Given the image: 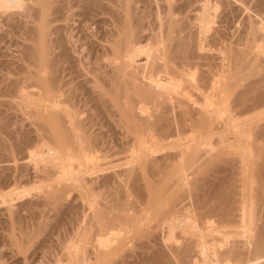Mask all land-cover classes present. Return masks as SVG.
<instances>
[{
    "label": "bare ground",
    "instance_id": "1",
    "mask_svg": "<svg viewBox=\"0 0 264 264\" xmlns=\"http://www.w3.org/2000/svg\"><path fill=\"white\" fill-rule=\"evenodd\" d=\"M110 1L84 43L100 0H0V264H94L117 231L146 264H264V0ZM16 103L45 149L9 133ZM74 191L68 238L44 208Z\"/></svg>",
    "mask_w": 264,
    "mask_h": 264
},
{
    "label": "rangeland",
    "instance_id": "2",
    "mask_svg": "<svg viewBox=\"0 0 264 264\" xmlns=\"http://www.w3.org/2000/svg\"><path fill=\"white\" fill-rule=\"evenodd\" d=\"M105 1L108 2L107 0H105ZM138 1H139L140 4L138 3ZM148 1H149V2H148ZM153 1H154V2H153ZM101 2H102V3H101ZM103 2H104V0H103V1L100 0V3H101L100 6H101V5L103 6L102 9H105V11L109 10V12H110L111 9H112V7H111L110 5H111V3H114V2H112V1H110V0H109V3H105V2L103 3ZM110 2H111V3H110ZM155 2H156L155 0H136V1H135V3H136L135 5H136V7H137L138 9L140 8L141 11H144V13L147 15V17H148V16L150 17V18L148 17V19H151V18L153 17V15H154L155 11H156V9H154V8H156L157 5H156V4H153V3H155ZM103 4H104V5L107 4L106 6L111 7V8L108 9V7H107V8H106V6L104 7ZM108 4H109V5H108ZM138 5H139V6H138ZM100 6H98V7H100ZM144 6H146V7H144ZM151 6H153V8H152ZM98 7H97L96 9H94V10L86 9V12H87L88 10H89L88 12H90L89 14H86V13H85L86 16H85V14L83 13V12L85 11L83 8L80 7V8H81L80 10H79L78 7L76 8V9L79 10V11H78V10H75L76 12L78 11L79 13H80V12L83 13L82 16H81L80 14L78 15V13H77L76 15L81 16L82 18H83V16L87 17V19L84 17V18L86 19V20L84 19V20H85V22H84L83 19H82L81 17H78V16H76V15L74 16L73 21H74L75 19H77V18H80V19H81V21H82V23L80 22V25H81V26L78 25V26H80V28L76 25V26H77V29L74 30V27H76V26L73 25V26H74V27H73V26H72V20L70 21V25L73 27V28L71 29V27L69 26V27H70V30L74 31V34H75L77 37H79L80 35H83V36H84L85 33H86L85 35H87V32H88L89 35L86 36V39H85V36H84V38H83V36H81V37L83 38V41H82V40H81V41L84 42V43H85V41L88 42V39H89V41H90V40L92 41L93 39L95 40V38H97V36H99V35L102 33L101 30L104 31V28L107 27V24H106V23H104L103 26H101L102 24H101L100 22H103V21L106 22V20H107V19L109 20L110 17H111V15H110V13H109L108 11H107V12H108V13H107V12H105L104 10H101V9H100L101 7L98 9ZM221 8H223V7H221ZM221 8H220V9H221ZM82 9H83L84 11H82ZM97 9L99 10V12L101 11V13H103V14L101 15V13H100V15H98L99 12H98ZM140 9H139V11H140ZM151 9H152V10H151ZM96 10H97V11H96ZM145 10H146V11H145ZM221 10H222V9H221ZM221 10H220L219 12H221ZM75 11H74V13H76ZM93 11H94V12H93ZM95 11H96V12H95ZM103 11H104L105 13H104ZM88 12H87V13H88ZM97 12H98V13H97ZM153 12H154V13H153ZM95 13H96V15H98V16H96ZM106 13L108 14V17H107V15L105 16ZM152 13H153V15H152ZM151 15H152V16H151ZM76 17H77V18H76ZM102 17H103V18H102ZM106 18H107V19H106ZM80 19H77L78 21L75 20L76 23H75V22H74V23H75V24H77V23L79 24ZM99 19H103V21H102V20L100 21ZM104 19H106V20H104ZM217 20H218V19H217ZM99 21H100V22H99ZM74 23H73V24H74ZM83 23H84L85 25H83ZM217 23H218V24H217ZM217 23H216V27H221V26L223 25V27H221V28H224V29H222V30H223V31H224V30L226 31V32L224 31V34L227 33V35H229L230 38H231V36H233L234 33L236 32V30H234L235 27L232 28V26H231L232 24H230V25L227 26L226 22H224L226 25L223 24V23H221L220 21H218ZM220 23H221V24H220ZM89 24H91V25H89ZM105 24H106V25H105ZM104 25H105L106 27H104ZM84 26H85V27L87 26L88 29H89V27L91 26V27H90V30H87V31H86L87 27L84 28ZM98 26H99V27H98ZM230 26H231V27H230ZM81 27H83V29H85V30H84V32L86 31L85 33L82 32V28H81ZM97 27H98V28H97ZM101 27H102V28H101ZM103 27H104V28H103ZM227 27H228V28H227ZM99 28H100V29H99ZM91 29H92V30H91ZM228 29H229V30H228ZM78 30H80V31H78ZM97 30H98V31H97ZM105 30H106V29H105ZM75 31H78V32H81V33H76ZM97 32H101V33H99V35H97ZM233 32H234V33H233ZM94 33H96V34H94ZM232 33H233V34H232ZM77 34H78L79 36H78ZM91 34L94 35V36H90ZM15 37H16V38H15ZM15 37H14L15 40H17L18 42H19V40L21 41V39H20L19 37H17V36H15ZM81 37H79V38H81ZM92 37H93V38H92ZM14 39H13V41H15ZM18 39H19V40H18ZM84 39H85V41H84ZM81 41H80V42H81ZM84 43H83V44H84ZM81 44H82V43H81ZM13 48H14V47H13ZM14 50H15V49H13V50L10 49L9 52H13ZM34 87H35V86H34ZM34 87H33V88L30 87V88H28L29 90L27 89L26 91H30V90H31L30 92H34L35 94H37V95L35 96L36 98H38V99L41 98V99H42V96L38 95V94L42 93V91H40L41 89L38 90L39 88H38L37 86H36L35 88H34ZM37 91H38V92L40 91V92L38 93ZM6 98H7V100H8V99H9V100L11 99V97H6ZM6 98H5V99H6ZM15 99H16V98H12L10 101H13L14 104H15V101H16ZM9 100H8V101H9ZM16 104H18V103H16ZM11 106H12V105H11ZM13 106H18V108L21 107L19 104H18V105H13ZM13 106H12V107H13ZM4 107H5L6 109H5ZM7 107L9 108V106H3V107H2V108H3V109H2V110H3V111H2V112H3L2 114H3V116L7 117V118L4 117L6 120H7L8 118H10L9 120H7V122L9 123V124H8V125H9V129H11V127H12V129H13L14 126L17 127V128L15 127L16 129L14 128L15 130L13 129V132H15V133H13V134H16V135H14V137L17 136V137H16V140H17V138L20 139V140H22V138H24L26 135L29 134V136H28V140H30V141H29V142L27 141L28 143L31 142L32 144H37V143H33V142H36V141L39 143L41 140L38 141V138H36V136H37L36 133H38V130L40 131V129H37V127L35 128V124H33V122H34L35 120H34V118L32 117V114H31V113H30V117L27 118V114H28V112H29V109H27V110H26V109H23L24 111L22 112V110H21L22 107H21L20 109H18V108H14V107H13V108L10 107L9 109H7ZM4 109H5V111H6L7 113L4 111ZM26 111H27V112H26ZM4 113H5V115H4ZM23 113H26V115L23 114ZM31 117H32V119H31V121L29 122V120H30ZM10 120H11L12 122H11ZM9 121H10L11 123H10ZM10 124H13L14 126H13V125H10ZM33 126H34V128H33ZM30 127H31V128H30ZM12 129L9 130V131H10L9 133H12V132H11ZM20 129H21V130H20ZM30 129H31V130H30ZM32 129H33V130L35 129V130L33 131ZM36 129H37V130H36ZM18 130H19V131H18ZM28 130H29V132H27V133H28V134H27L25 131H28ZM32 132H33V133H32ZM40 132H41V131H40ZM40 132H39V133H40ZM19 133H20V134L22 133L21 135H23L24 137H23V136L21 137V135L19 136ZM23 133H25V135H24ZM39 133H38V134H39ZM13 134H11V135H13ZM35 134H36V135H35ZM9 135H10V134H9ZM30 135H31V136H30ZM33 135H35V137H34ZM26 137H27V136H26ZM26 137H25V138H26ZM32 137H33V139L35 138L36 141H35V139H34V141L31 140ZM38 137H39V136H38ZM13 140H15V139H13ZM16 140H15V141H16ZM17 141H18V140H17ZM22 141H23V140H22ZM20 142H21V141H20ZM24 142H25V140H24ZM27 142H25V143L27 144ZM25 143H23L24 146L26 145ZM20 144L22 145V143H20ZM41 144H42V143L40 142V143H39V146H42V145H43V144H42V145H41ZM37 145H38V144H37ZM37 145H36L35 147H38ZM22 146H23V145H22ZM43 149H45V145L42 146V148L40 147L39 150H37V149L35 148V150H37V151H41V150H43ZM20 162H21V161H20ZM107 190H109V189H107ZM105 191H106V190L103 191L102 196L104 195ZM107 192H108V191H106V193H107ZM109 192H110V193H109L110 195H108V194L106 195V194H105V198L107 197V199L109 198L108 196H111V193H112L113 191H112V192L109 191ZM34 193H36V191H35ZM34 193H33V194H34ZM38 193H39V192H38ZM38 193H37V194H38ZM71 193H72V192H71ZM71 193H69L68 195L66 194L68 197H67L66 195H65L66 197L64 196V199H65V198H67V199H65V200L63 199V200H64V201H67V202H64V201L62 200V198L59 199V201L57 202V207L60 206V208H56V210H55L54 207H56V205H51V207H50V205L48 204V205H49V207H48L49 209H48V208H47V209L44 208V210H45L46 213L49 212V214H48L49 216H48V217H50L51 214L53 215V216H51V217L48 219L49 223L51 222V223H50L51 225H55V224H54V221H55V223H58L57 221L60 219L59 216L61 215L62 217H61V216H60V217H61L62 219H63V217H65L66 220H65V219H64V220L67 222V224H66L65 222H63L64 220H63V221H59V222L61 223V226L64 225L62 228H65V229H66V227L69 226L70 229L72 228V231H74V230H75L74 228H77L76 226H78V221H79V218L81 217V215H80V216H77V215H78L79 212L81 211L79 205H80L82 202H81L80 199H78V196H77V197L75 196V195H77V193H75V191H74L72 194H71ZM113 193H114V192H113ZM113 193H112V195H115V194H113ZM37 194H36V195H37ZM41 194H43V193L40 192V193L37 195V197H38L39 195H40L39 197H41ZM70 194H71V195H70ZM73 194H74V195H73ZM36 195H33V196H35V198H34L32 195L30 196V197L33 198V201L35 200V204L33 205V206H34L33 209L36 208L37 205H38V207H41L43 204L45 205V203H44L45 201H44L42 204H41V202H39L41 205H39V204L36 203V202L40 201V200H39L40 198L37 200ZM72 196H73V197H72ZM74 196L76 197V199H75ZM30 197H29V198L27 197V198L25 199V201H26V200L29 201V199L32 200V198H30ZM103 197H104V196H103ZM42 198L44 199V197H41V199H42ZM77 199H78V200H77ZM111 199H113V197H111ZM36 200H37V201H36ZM60 200H61V201H60ZM41 201H42V200H41ZM15 202H16V203H18V202L21 203V202H23V200H22V201H15ZM15 202H14V203H15ZM60 202H63V205L60 204ZM72 202H73V203H72ZM79 202H80V204H79ZM16 203H15V204H16ZM69 203H70V204H69ZM74 203L76 204V206H74V205H75ZM59 204H60V205H59ZM64 204H65V205H64ZM68 204H69L70 206H69ZM72 204H73V205H72ZM44 205H43V207H45ZM46 205H47V204H46ZM67 205H68V207H71V208H72V209L69 208V209L72 210V211L70 210V211H71L70 213L67 211L68 209L66 210V208H65V207H67ZM81 205H82V204H81ZM3 206H4V205H3ZM3 206H0V211H1L2 209H4V207H5L6 205H5L4 207H3ZM73 206H74L75 209H73ZM77 206H79V207H77ZM38 207H37V209H38V214H39V211H41V208H40V210H39ZM46 207H47V206H46ZM61 207H62V208H61ZM76 207H77V210H76ZM33 209H31V211H32L33 213H35V212L37 213V209H34V210H33ZM52 209H53L52 212L49 211V210H52ZM63 209H64L63 212H65V210H66V212L69 213V214L64 213V214H66L68 217H66V216L62 213V210H63ZM81 209H82V208H81ZM42 210H43V209H42ZM60 210H61V211H60ZM2 211H3V210H2ZM73 211H74V213H72ZM53 212H54V214H53ZM50 213H51V214H50ZM0 214H1V215H0V218H3V217H4L3 212H0ZM80 214H81V213H80ZM54 215H56V216H54ZM63 215H64V216H63ZM71 215H72V216H71ZM75 215H76V216H75ZM73 216H74V217H73ZM53 217H54V218H53ZM71 217H72V218H71ZM78 217H79V218H78ZM51 218H53V219H51ZM57 218H58V219H57ZM74 218H75V219H74ZM54 219H55V220H54ZM62 219H61V220H62ZM51 220H54V221H51ZM56 220H57V221H56ZM80 220H81V219H80ZM69 221H70V222H69ZM74 221H76V222H74ZM60 223H58V224L60 225ZM68 223H69V224H68ZM62 224H63V225H62ZM65 224H66V226H65ZM70 224H71V226H70ZM72 224H73V225H72ZM73 226H75V227L73 228ZM69 227H68V229H69ZM65 229H64V230H65ZM70 229H69V231L67 230V232H63V231H61L60 233H65V234H66V235H65L66 237H67L69 234H71V235L73 236V234H72V232H71ZM49 230H50V229H48L47 231H49ZM61 230H62V229H61ZM68 232H71V233H68ZM118 232H119V231H117L116 234H114V233H113V234H108V235L104 238V241H105V239L107 240L105 243H106V245H107L108 248L111 247L112 245L114 246L113 243L116 244L115 247H112V248H111L112 250H120V251H121L123 248L126 247L125 250H122V251H121L122 253L120 252L121 256L118 255V254H119V253H118V254H115V255H113V254H111V255H100V256L94 258V255H92V253H91V254H89V255L91 256V258H92V256H93V259L95 260V261H94V260L92 259V262H93L94 264H106V262H107V264H111V262H109V259H110V261H112L113 258L116 259L117 256H118L119 258H117V263H115V264H146V261L148 262V260H146L147 258L145 259V257H144V260H142V259H143V256H144V255L142 256V253H145V252H143V251H145V250L143 249V250L141 251V249L139 248V247L141 246V244H140V246L138 245L139 242L142 243L143 239L141 238V241H140V237H139V235L136 236V234H135V235H134V234H132V235L129 234V235L131 236V238H130L129 235H124L123 233H121V231H120V234H121V235L119 234V235H120V236H119V235H118ZM67 233H68V235H67ZM73 233H75V232H73ZM56 235H57V234H56ZM59 235H60V237H59ZM71 235H70V238H72ZM112 235H113V237L116 235V236H115L116 239L120 238L119 240H120V241L122 240V241L120 242V241H118V240H117V241L114 240L115 238H113ZM123 235H124L125 237H123ZM133 235H134V236H133ZM156 235L159 237V234L156 233ZM57 236H58L59 238L55 236V238H57L56 240H58V239L63 240V238L65 237L64 234H62V236H61V234H58ZM117 236H118V237H117ZM126 236H128V237H126ZM132 236H133V237H132ZM157 236H156V237H157ZM61 237H63V238H61ZM121 237H122V238H125L126 240H125V239H122ZM137 237H138L139 239H137ZM68 238H69V236H68ZM108 238H109V239H108ZM112 238H113V239H112ZM108 240L110 241V243H108V242H109ZM114 241H116V242H114ZM160 241H161V240H160ZM118 242H120V245H118V244H119ZM154 243H155V244H154ZM154 243H153V244L155 245V246H153L154 249H155V248H158L159 246H161V244H158V243H159V240H158L157 242H154ZM108 244H110L111 246L108 245ZM153 244H152V245H153ZM157 244H158V245H157ZM117 245H118V247H117ZM155 250H156V249H155ZM123 251H124V252H123ZM138 252H139V253H138ZM89 253H90V252H89ZM140 253H141V254H140ZM140 255H141L142 257H141ZM111 257H112V258H111ZM141 258H142V259H141ZM111 259H112V260H111ZM115 259H114V261L116 262ZM104 261H105V262H104ZM113 264H114V263H113Z\"/></svg>",
    "mask_w": 264,
    "mask_h": 264
}]
</instances>
